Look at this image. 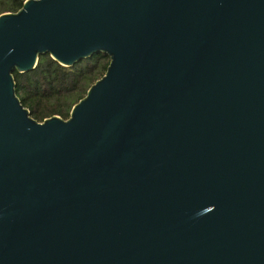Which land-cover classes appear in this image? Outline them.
<instances>
[{
	"label": "water",
	"instance_id": "obj_1",
	"mask_svg": "<svg viewBox=\"0 0 264 264\" xmlns=\"http://www.w3.org/2000/svg\"><path fill=\"white\" fill-rule=\"evenodd\" d=\"M96 53L68 118H33L13 72ZM0 264H264V0L0 13Z\"/></svg>",
	"mask_w": 264,
	"mask_h": 264
},
{
	"label": "trees",
	"instance_id": "obj_2",
	"mask_svg": "<svg viewBox=\"0 0 264 264\" xmlns=\"http://www.w3.org/2000/svg\"><path fill=\"white\" fill-rule=\"evenodd\" d=\"M24 1L0 0V13L15 12ZM108 63L109 58L103 53L81 59L72 66H63L49 54H42L32 70L13 72L15 92L36 120L52 115L66 119L71 107L104 74Z\"/></svg>",
	"mask_w": 264,
	"mask_h": 264
}]
</instances>
